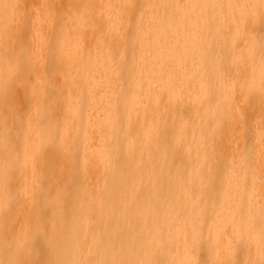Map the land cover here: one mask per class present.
<instances>
[{
  "label": "bare ground",
  "instance_id": "bare-ground-1",
  "mask_svg": "<svg viewBox=\"0 0 264 264\" xmlns=\"http://www.w3.org/2000/svg\"><path fill=\"white\" fill-rule=\"evenodd\" d=\"M0 264H264V0H0Z\"/></svg>",
  "mask_w": 264,
  "mask_h": 264
}]
</instances>
